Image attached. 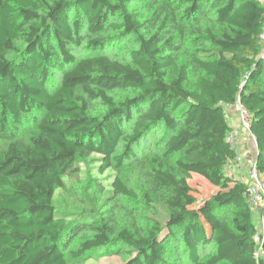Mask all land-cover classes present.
I'll list each match as a JSON object with an SVG mask.
<instances>
[{
  "label": "trees",
  "instance_id": "16d2710c",
  "mask_svg": "<svg viewBox=\"0 0 264 264\" xmlns=\"http://www.w3.org/2000/svg\"><path fill=\"white\" fill-rule=\"evenodd\" d=\"M263 25L258 0H0V264H264L225 174L238 99L264 175Z\"/></svg>",
  "mask_w": 264,
  "mask_h": 264
},
{
  "label": "built area",
  "instance_id": "2783aa9c",
  "mask_svg": "<svg viewBox=\"0 0 264 264\" xmlns=\"http://www.w3.org/2000/svg\"><path fill=\"white\" fill-rule=\"evenodd\" d=\"M264 5V0H258ZM261 40L263 42L264 57V25L262 27ZM231 106L238 118L239 129L232 130L227 134V141L231 148L236 151V157L232 161H228L225 165V174L231 179H237L246 185L245 197L251 210L258 212L257 226L254 233V253L253 256L259 259L264 255V215L259 211L264 208V175L255 167V137L250 133L251 115L248 110L241 104L240 100L236 99ZM239 135L247 145L246 154L239 151ZM248 145L252 146V150ZM253 151V152H252ZM248 155V156H247Z\"/></svg>",
  "mask_w": 264,
  "mask_h": 264
},
{
  "label": "rangeland",
  "instance_id": "374dc122",
  "mask_svg": "<svg viewBox=\"0 0 264 264\" xmlns=\"http://www.w3.org/2000/svg\"><path fill=\"white\" fill-rule=\"evenodd\" d=\"M138 164L139 162L137 161L136 162L133 161V163L130 164V167H129V173H130L129 181L130 182L132 181L134 182L137 180L136 169L137 167H140V165ZM189 183L195 189L194 193L197 196V200H198L197 207L198 208L202 207V204H203L202 202L206 197H208L210 194H212L213 192L217 190L216 187L208 183V181L204 177L198 174H195V173L192 174L191 179L189 180ZM98 203L99 202L97 201L95 205H98ZM90 207L91 206H89V208ZM167 214H168L167 209L163 205H159L158 212L155 215V217H157V219L160 221H165V219L167 218ZM92 255L94 258L92 257V258L87 259L85 263L83 264H123V260L122 258H120V256L102 255L101 251L94 252Z\"/></svg>",
  "mask_w": 264,
  "mask_h": 264
},
{
  "label": "crops",
  "instance_id": "0c3cea01",
  "mask_svg": "<svg viewBox=\"0 0 264 264\" xmlns=\"http://www.w3.org/2000/svg\"><path fill=\"white\" fill-rule=\"evenodd\" d=\"M227 110V116L229 118V121H230V125L231 127L235 130H238L239 129V123H238V118L236 117L235 113H234V110L231 108V106H227L226 108ZM239 140H240V145H239V151L242 153V154H246L249 152L247 151V145L246 143L243 141V138L241 137V135H239ZM248 147L250 148V151L252 150V146L248 145ZM253 152V151H252ZM252 154V153H251ZM249 154V155H251ZM248 156V155H247Z\"/></svg>",
  "mask_w": 264,
  "mask_h": 264
}]
</instances>
